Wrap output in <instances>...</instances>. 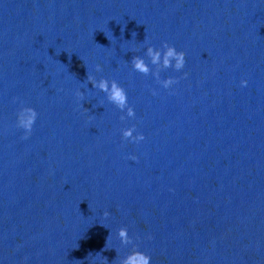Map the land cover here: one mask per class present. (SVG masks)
Listing matches in <instances>:
<instances>
[{
  "label": "water",
  "instance_id": "1",
  "mask_svg": "<svg viewBox=\"0 0 264 264\" xmlns=\"http://www.w3.org/2000/svg\"><path fill=\"white\" fill-rule=\"evenodd\" d=\"M164 42L182 70L150 64ZM136 55L177 82L134 71ZM87 73L115 79L135 116ZM24 106L38 113L26 139ZM133 125L139 143L122 137ZM136 250L264 264V0H0V264Z\"/></svg>",
  "mask_w": 264,
  "mask_h": 264
},
{
  "label": "clouds",
  "instance_id": "2",
  "mask_svg": "<svg viewBox=\"0 0 264 264\" xmlns=\"http://www.w3.org/2000/svg\"><path fill=\"white\" fill-rule=\"evenodd\" d=\"M145 55L149 58L151 65H161L163 69L174 68L176 71H180L184 68L186 60L185 53L183 51H177L173 46L164 42L162 48H154L149 45L146 48ZM131 64L133 70L143 74L145 76L150 73L156 78V81L162 85L165 89L170 88L177 81L175 78L168 77L163 80L160 79L159 73H154L152 68H150L149 63L141 56H133L131 59ZM101 66L96 65V71H100ZM187 75V74H185ZM87 81L92 84L94 88H98L106 94L107 100L115 105L121 111L126 110L127 117H134L135 111L128 104V96L126 90L115 80H107L101 78L96 80V78L87 73ZM241 86L247 85V80H241ZM155 94V93H154ZM78 98L83 97V93L79 90L75 93ZM38 113L36 110L30 106H24L19 109L16 114V123L17 127L22 128L25 132L24 138L31 133L33 125L37 120ZM121 119H125V116H121ZM135 126L122 129V137L125 140H129L133 143H139L145 139L142 133H136ZM132 160H135V156L129 157ZM105 216L108 215L107 212L104 213ZM118 236L121 243L127 244L129 242V234L127 228H120L118 231ZM119 264H151V257L144 252L136 250L135 252L129 254L125 258L119 260Z\"/></svg>",
  "mask_w": 264,
  "mask_h": 264
}]
</instances>
